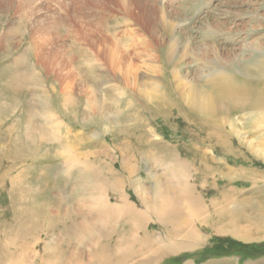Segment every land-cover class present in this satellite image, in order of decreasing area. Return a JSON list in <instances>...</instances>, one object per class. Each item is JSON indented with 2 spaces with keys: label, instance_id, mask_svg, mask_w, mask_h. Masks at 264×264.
Returning <instances> with one entry per match:
<instances>
[{
  "label": "rangeland",
  "instance_id": "obj_1",
  "mask_svg": "<svg viewBox=\"0 0 264 264\" xmlns=\"http://www.w3.org/2000/svg\"><path fill=\"white\" fill-rule=\"evenodd\" d=\"M10 1L0 264H264V0Z\"/></svg>",
  "mask_w": 264,
  "mask_h": 264
},
{
  "label": "bare ground",
  "instance_id": "obj_2",
  "mask_svg": "<svg viewBox=\"0 0 264 264\" xmlns=\"http://www.w3.org/2000/svg\"><path fill=\"white\" fill-rule=\"evenodd\" d=\"M30 1L33 2L35 6L39 5L40 3L43 5L42 0H30ZM96 1L103 2V0H96ZM117 1H115V2H117ZM119 1H120L119 3L121 4L123 0H119ZM73 2H75L76 5H84V4L90 5V4H93L92 0H79V1L78 0H74ZM29 3H30L29 0H26V1H23V2L19 1V3L17 5H28ZM0 5H2V7L6 6V5H12V2L10 0H0ZM144 5H145L144 3H141V1H138V0H126V2H125V7H130V8L136 9V10L138 9L139 13H143V10L145 8ZM200 105L202 107L206 106L204 103H200ZM174 178H177V176L176 175H171L168 182H170V184H171L172 180ZM177 180H178V178H177ZM173 181H175V180H173ZM161 187H165V186L161 184ZM166 187H168V185ZM168 190L164 191L160 196H156V198L153 201L154 207H162V210L152 213V214L157 215L159 213L165 212L167 214V216L159 218V221H158L159 224L161 225L160 227L162 229H164L165 231L169 230L168 229L169 226H173L174 225L172 217H178L180 219V223L179 224L184 226V225L189 224L191 222V220H192L191 218H193L194 215H195V213H194L193 217H191L192 210L194 209V207H193L194 204L192 203L193 202L192 200H190L189 198L185 197L183 199V201L181 200L180 203H179L176 200V198L174 197V195L172 194L171 189H168ZM94 193L96 194V200L97 201H103L104 200V194H103L102 191H98V192H94ZM224 205L225 204H223V206ZM223 206H221V208ZM260 207L262 208V213H261L262 220H261V222L264 223V204H262ZM234 208L236 209L237 206H234ZM181 217H182L183 221L181 220ZM258 227H259V224H258ZM261 228H264V227L261 226ZM156 241H157V239H156Z\"/></svg>",
  "mask_w": 264,
  "mask_h": 264
},
{
  "label": "trees",
  "instance_id": "obj_3",
  "mask_svg": "<svg viewBox=\"0 0 264 264\" xmlns=\"http://www.w3.org/2000/svg\"><path fill=\"white\" fill-rule=\"evenodd\" d=\"M264 244H261V247H263ZM234 247H237L238 249H240V247H243V248H246L248 246L244 245V244H240V245H237V246H234Z\"/></svg>",
  "mask_w": 264,
  "mask_h": 264
}]
</instances>
